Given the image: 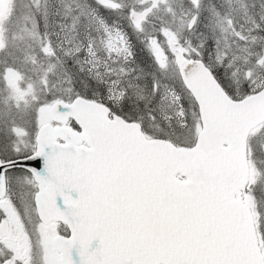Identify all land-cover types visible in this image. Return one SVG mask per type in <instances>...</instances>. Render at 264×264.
I'll list each match as a JSON object with an SVG mask.
<instances>
[{
	"label": "snow or ice",
	"instance_id": "6c2138e0",
	"mask_svg": "<svg viewBox=\"0 0 264 264\" xmlns=\"http://www.w3.org/2000/svg\"><path fill=\"white\" fill-rule=\"evenodd\" d=\"M0 264H264V0H0Z\"/></svg>",
	"mask_w": 264,
	"mask_h": 264
}]
</instances>
